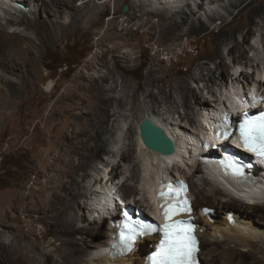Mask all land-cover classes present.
I'll return each mask as SVG.
<instances>
[{
    "label": "bare ground",
    "instance_id": "1",
    "mask_svg": "<svg viewBox=\"0 0 264 264\" xmlns=\"http://www.w3.org/2000/svg\"><path fill=\"white\" fill-rule=\"evenodd\" d=\"M78 1H81L79 5ZM114 1L117 3L118 0ZM142 1L151 3V0ZM142 1H134L136 11L120 22V28L114 22L118 17L115 13L108 24V34L100 36L97 43L104 49L95 58H98L100 65L107 67V71L105 74L95 72L89 80L93 99H85L86 102L78 106L80 111L77 115L73 113L83 122L78 131V141L76 144L70 143L66 153L58 156L62 166L55 168L46 201H40L41 204L35 208L40 214L39 218H44L55 228L48 247L56 254V264H144L147 254L155 248L150 244L156 245L157 236L145 237L122 257L109 255L108 245L114 228L108 216L116 214L115 207L119 204L116 199L128 201L143 212L153 214L152 199L148 198L150 188L155 180L167 177V160H181V152H196L206 144L203 140H212L214 136L208 131V124L225 117L226 112L241 109L245 101L243 92L248 90L252 97L264 94V82L260 80L259 85L256 82L258 79L252 78L255 83H251L249 73L241 71L239 80L244 79L246 84H242L241 89H229L228 99L224 100L223 106L208 113L203 136L197 138L194 146L179 145L177 134L172 127L169 129L168 121L162 115L161 104H180L184 107V112L178 111L183 114L181 121H186L179 126L184 127V131L194 121L190 111L193 104L200 106L202 111L209 108V98L192 88L190 80H204L206 87H211V83L217 80L227 82L230 66L225 61L223 46H228V54L234 62L248 58L246 43L252 34L255 35L256 23H262L258 31L264 43V0H156L169 6L149 10H143ZM206 2L210 5L219 2V8L206 9ZM23 4L33 5L35 9L28 13L21 9ZM101 7L96 0H0V107L8 108L6 101L11 100L15 107L22 109L24 103L17 101L16 95L21 90L27 94L33 92L29 81L34 79L37 53H41V49L26 32L27 29L42 30L52 40L62 41L71 33L76 34L93 25L97 17L100 19L103 14ZM245 11H248L245 21L239 24V17ZM199 12L201 14L198 15ZM133 22L136 23V30L148 32L153 43L158 45L145 83L136 85L124 76H117L115 69L107 66L105 56L110 53L117 65L130 62L136 47L132 42L136 35ZM24 25L25 29H19ZM237 34L241 37L238 38ZM195 35L210 36L212 53L197 58L187 72H174L166 65L162 55L170 59L177 48L183 46L184 39L188 40L187 43L191 42L190 37ZM118 38L122 41H116ZM108 42L111 45L106 48ZM121 50L122 53L117 54ZM246 60L245 63H249ZM210 62L214 63V68L207 65ZM90 68L94 69L93 65L90 64ZM257 75H264V67L258 68ZM140 92L149 102L147 110L143 105H138ZM17 115L19 113L9 111L3 120L11 122L12 128H15L16 123L11 118ZM145 117L162 126L173 139L175 150L172 153L153 151L143 143L139 127ZM186 141L182 143H188ZM136 152L139 155L135 156ZM188 160L191 162L186 165L189 171L183 169L184 166L181 168V164H185L183 159L179 162L180 166L174 165L172 170H179L189 182L191 180L193 208L197 216L196 231L201 240V259L203 257L206 264H264V232L261 231L262 226L264 228V199H257L258 195L264 193V179L254 186L245 185L243 190L247 198L243 200L221 187L224 184L218 179L219 173L211 162L204 165L210 169L206 171L222 185L212 182L209 175H202L200 183L195 181L190 172L196 175L199 170L203 171L200 169L202 166L195 155ZM254 172L264 176L260 168ZM204 200L212 202L210 208L218 207L217 217L208 219L202 214ZM229 206L237 211H225L223 219H219L217 212ZM229 213L233 219L229 218ZM254 217L258 219L255 221ZM88 219L92 224V237L87 235L89 227L84 223ZM104 219L108 220V225L103 228ZM29 247L37 249L36 243ZM48 261V252L39 253L38 258L34 259L23 252L17 233L0 229V264H48Z\"/></svg>",
    "mask_w": 264,
    "mask_h": 264
},
{
    "label": "rangeland",
    "instance_id": "2",
    "mask_svg": "<svg viewBox=\"0 0 264 264\" xmlns=\"http://www.w3.org/2000/svg\"><path fill=\"white\" fill-rule=\"evenodd\" d=\"M134 1L139 0H118L117 3L114 0H96L100 7L102 6V17L100 19L97 17L93 25L78 31L76 34L71 33L62 41L52 40L42 30H35L32 27L27 29L26 32L32 36L41 49V53H37V64L34 66V79L29 81V87L33 92L27 94L21 90L18 96L16 95L17 101L24 103L22 109L15 107L11 100L6 101L8 108L0 107V229H8L11 233H17L20 236L23 252H27L34 259L38 258L39 253L48 252V264H56V254L48 247L49 241L54 236L55 228L51 223L45 221L44 218L40 219V214L35 211V208L41 204L40 201H46L50 193L49 187L53 184V177L56 173L55 168L62 166V161L58 160V156L66 153L70 143L76 144L78 141V134H80L78 131L83 126V122L79 121L76 116L80 111L78 106L86 102L85 99L87 101L93 99V90L89 87V80L95 72L105 74L107 71V67L100 65L98 58H95L97 53L101 54L104 49L97 42L104 33L108 34L106 30L115 13L118 14V17L114 22L120 28V22L125 21L124 19H127L128 14L136 11ZM80 2L78 1L77 4L79 5ZM104 2L106 3L104 4ZM142 3L143 10L156 7L163 8L164 5L169 6L168 4H161L156 0H151V3L142 1ZM125 5L128 8L126 11H123ZM18 6L21 7L20 5ZM205 8L218 9L219 2L211 5L206 2ZM21 9H25V11L30 13L29 11H33L35 7L33 5H24ZM200 11L204 13L203 9ZM1 13L2 11H0ZM247 13L248 11H245L239 17V24L245 21ZM42 18L44 19L45 17ZM132 25L136 33L132 42L136 47L133 50L130 62L127 65H117L110 53L105 54V56L108 63L107 66L115 69L114 71L117 76H124L136 85L145 83L146 73L153 62L158 45L153 43L152 36L148 32H145L143 29L136 30L137 26L135 22ZM260 25L262 23H256L254 26L256 33L255 35L252 34L246 43L248 58L242 59L241 62H234L228 54V46H223L225 61L230 66L227 82L217 80L211 83V87H206L204 80H190L192 88L209 98V108L202 111L199 108L200 106L193 104V108L190 111L194 121L192 125L188 124V127H185V131L183 130L184 127L179 128V126L180 124L184 125L186 121L182 122L183 114L178 113V111L184 112V107H181L180 104H161L162 115L168 121L167 125L168 127L170 126L169 129L172 127L171 129L177 134L176 137L179 145L194 146L197 138L203 136L205 123L209 117L208 113L216 110L217 107L221 108L223 106L224 100L228 99L229 89H241V85L246 84L244 79L239 80L238 76L241 71L244 70L249 73V81L251 83H255L254 80L257 79L256 82L258 84L260 80H262L261 83L264 82V75H257L258 68L264 67V43L258 31ZM25 27L24 25L19 29L23 30ZM10 30L13 29L10 28ZM237 37L240 38L241 36L237 34ZM190 39L191 42L188 43V40L184 39L183 46L178 47V51L176 50V54L170 59L167 58V55H162L165 57L166 65L171 67L174 72L179 70L181 73H185L188 71L190 64L197 58L206 57L212 53V48H210L212 39L210 36L202 37L195 35L191 36ZM116 41L120 42L122 40L118 38ZM107 44L106 48L111 45L110 42ZM252 46L256 48L254 49ZM121 53L122 50L117 52V54ZM84 54L85 56L81 60H78V57ZM50 58L59 61L65 59L77 60L78 64L70 70L55 72L48 69V67L55 66V63L50 62ZM246 59H248L249 63H245ZM90 64L93 65L94 69L90 68ZM207 65L210 68H214L213 62ZM13 78L16 79L15 77ZM153 88L157 90L155 86ZM262 88L264 87L262 86ZM0 94H2L1 90ZM140 94L138 105H143V108L146 110L149 109L148 100L144 98L141 92ZM62 95L65 97L61 98ZM93 101L98 103L95 99ZM192 102L194 101L192 100ZM9 111L19 113V115L11 118L16 123L15 128H12L11 122L8 123L3 120L4 115H8ZM73 113L76 115H73ZM120 134L123 135V133ZM183 140H187L186 142L188 143H182ZM136 155H139V152H136ZM128 166L129 163L125 165L126 169ZM183 169L189 171L187 166H184ZM200 169L203 171L200 172L199 170L196 175L194 172H190V175L194 176L195 181L200 183L202 182L200 180L202 175H209L210 177H208L212 182L219 186L222 185L211 178L208 172L210 169L208 170L205 166L200 167ZM221 187L229 191L230 194H233L228 187ZM126 197L128 198L129 195ZM257 199H264V193L258 195ZM202 205L212 207V202L204 200ZM119 206L120 204L116 205L117 211H119ZM213 208H215L213 216L217 217L216 211L218 207ZM235 210L234 207L229 206L223 211L217 212L219 219H223L225 211L236 212L237 210ZM81 212L83 211L81 210ZM257 219L258 217H254L255 221ZM104 220L105 225H103V228L108 225V220ZM89 221L90 219L85 220L84 223L89 227L87 235L92 237V224L90 225ZM262 229L261 231L264 232L263 226ZM33 243L37 245L36 250L29 247ZM202 261H205L203 257Z\"/></svg>",
    "mask_w": 264,
    "mask_h": 264
},
{
    "label": "snow or ice",
    "instance_id": "3",
    "mask_svg": "<svg viewBox=\"0 0 264 264\" xmlns=\"http://www.w3.org/2000/svg\"><path fill=\"white\" fill-rule=\"evenodd\" d=\"M223 138H227L231 131V125L225 118V123L219 125ZM240 137L245 147L256 151L264 156V112L258 117H249L245 114V119L239 124ZM237 175H241L236 170ZM162 186L158 195L161 198V209L166 222L163 226L164 239L160 244V251L157 257L153 258L154 264H197L198 241L194 235L193 225L181 221H173L172 217L182 212H190L191 209L186 199L177 200L175 193L166 194ZM171 189V185H167ZM158 231L155 225L137 222L136 225L128 227V234L121 233L124 251L131 248L135 232Z\"/></svg>",
    "mask_w": 264,
    "mask_h": 264
},
{
    "label": "water",
    "instance_id": "4",
    "mask_svg": "<svg viewBox=\"0 0 264 264\" xmlns=\"http://www.w3.org/2000/svg\"><path fill=\"white\" fill-rule=\"evenodd\" d=\"M127 8V5H125L123 11H126ZM139 129L143 143L151 150L163 154L172 153L175 150L173 139L165 132L162 126L154 123L150 117H145L140 122Z\"/></svg>",
    "mask_w": 264,
    "mask_h": 264
},
{
    "label": "trees",
    "instance_id": "5",
    "mask_svg": "<svg viewBox=\"0 0 264 264\" xmlns=\"http://www.w3.org/2000/svg\"><path fill=\"white\" fill-rule=\"evenodd\" d=\"M84 56H85V54L82 55V56H80V57H78V60H81ZM50 62L55 63V66L48 67V69L54 70L55 72H58L59 70H61V71H63V70H65V71L70 70L72 67H75L78 64L77 60H68V59L59 61L57 59L50 58Z\"/></svg>",
    "mask_w": 264,
    "mask_h": 264
}]
</instances>
